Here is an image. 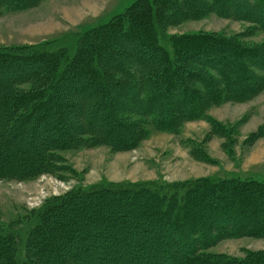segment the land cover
Listing matches in <instances>:
<instances>
[{
    "label": "trees",
    "instance_id": "obj_1",
    "mask_svg": "<svg viewBox=\"0 0 264 264\" xmlns=\"http://www.w3.org/2000/svg\"><path fill=\"white\" fill-rule=\"evenodd\" d=\"M4 1L9 6L12 2L17 4V0ZM184 1L185 12L172 18L169 11L178 8V0H136L108 23L76 35L70 49L47 44L30 50L21 48L19 52L0 50V73L7 75L0 81L5 87L0 88V148L9 156V147L18 143L17 152L23 159L20 165L27 166V176L50 169L54 172L59 168L54 166L58 159L52 158L55 151L88 146L86 141L90 145L99 143L101 138L110 137L107 132L124 129L127 130L114 141L117 144L124 140L131 145L136 140L135 132L142 133L149 121L155 127L173 130L183 122L204 118L211 105L227 98L242 101L239 97L246 96L249 89L264 87V50L246 49L236 41L232 44L208 35L173 38L163 33L164 23L195 14V2ZM208 3L217 12H234V8V16L252 18L264 29V0ZM192 58H201L200 66L184 67L183 63H193ZM203 66L212 68L211 75L202 74ZM238 86L247 92L239 93ZM252 96L248 94L247 98ZM85 98L91 101L82 102ZM113 105L115 109H130L117 116ZM102 106L107 108L103 114L107 121L95 128L96 122L104 121L100 120ZM80 115L82 122L78 120ZM27 122L31 130L26 139L23 135ZM53 123L56 125L51 128ZM52 130L58 132L53 139L48 138ZM18 132L20 136L16 135ZM263 132L264 124L252 137H262ZM3 161L0 160L1 172L7 169ZM98 189L93 188L95 193L73 195L76 201L70 203L71 207L78 206L74 213H84L87 206L91 207L92 197L103 201ZM106 190L121 201L126 194L117 188ZM147 191L172 206L162 209L161 214L168 215L164 220L173 233L181 229L183 237L192 235L193 246L180 242L183 247H179L177 264H264V251H248L242 259L208 252L227 238L264 236V183L235 175L207 177L179 187L169 186L162 192ZM130 192L135 196L141 191ZM61 205L43 207L19 229L0 232V264H38L36 256L42 254L41 248H46L43 237L51 240L45 231L60 215ZM73 218L72 215L69 221ZM70 236L71 233L67 238ZM52 243L47 247L55 249L56 244Z\"/></svg>",
    "mask_w": 264,
    "mask_h": 264
},
{
    "label": "rangeland",
    "instance_id": "obj_2",
    "mask_svg": "<svg viewBox=\"0 0 264 264\" xmlns=\"http://www.w3.org/2000/svg\"><path fill=\"white\" fill-rule=\"evenodd\" d=\"M22 1L17 0L15 4L11 0L13 5L9 6L0 0V50L19 52L21 48L30 50L47 44L70 49L76 35L108 23L136 0ZM182 1L178 0L176 10L169 11L172 18L185 12L187 7ZM193 1L195 14L188 13L185 18L178 16L163 24L166 36L208 35L228 43L236 41L239 47L246 49L264 50V29L251 21L252 18L234 16L237 11L234 8V12L227 9L217 12L208 0ZM190 60L193 63H183V66H200L201 58ZM109 64L114 67L113 63ZM203 68L202 74L211 75L212 68ZM8 70L10 74L12 71ZM5 73H0V81L7 78ZM0 86L5 88L1 82ZM239 88V93L247 92ZM263 88H248L247 95H253L249 99L246 95L237 98L242 101L227 98L211 105L204 118L183 122L173 130L160 125L155 127L149 121L142 133L135 132L136 140L131 145L124 140L117 144L114 141L127 130L124 129L107 132L110 137L101 138L99 143L90 145L86 141L88 146L55 151L52 158L58 159L54 166L57 164L59 168L54 172L50 169L27 176V166L20 165L23 159L17 152L18 143L9 147V156L0 148V160L7 159L3 161L7 169L0 171V232L19 229L41 208L49 209L52 204L61 203L60 215L45 231L51 240L42 236L46 248H41L42 254H37L38 264H177L179 247H183L180 242L193 246L192 235L183 237L181 229L176 234L172 232L173 228L164 220L168 215L161 214L162 209L172 206L165 199L153 198L147 189L162 192L169 186L179 187L207 177L235 175L264 183V136L252 137L264 124ZM90 101L85 98L82 102ZM121 105L119 107L125 106ZM158 105L161 107V102ZM114 106L117 116L124 109H130ZM106 110L100 107V120H104ZM81 117L84 119L80 115L78 120L81 121ZM106 121H98L93 127ZM55 125L53 123L51 128ZM30 130V122H27L24 138L27 139ZM55 132L49 131L48 138L53 139ZM16 135L20 136V132ZM23 175L26 177L21 178ZM93 188L100 189L103 201L92 197L93 204L87 206L86 213H74V207L78 206L71 207L70 203L76 201L72 196L95 193ZM115 188L126 191L122 201L106 190ZM133 189L141 192L133 196L130 192ZM72 215L75 218L69 221ZM70 233L72 236L67 238ZM49 243L56 244L55 249L47 247ZM248 251H264V236L227 238L208 249L211 255L230 259H242Z\"/></svg>",
    "mask_w": 264,
    "mask_h": 264
}]
</instances>
